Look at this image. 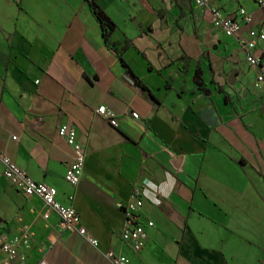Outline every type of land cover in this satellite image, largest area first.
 <instances>
[{"label": "crops", "instance_id": "crops-1", "mask_svg": "<svg viewBox=\"0 0 264 264\" xmlns=\"http://www.w3.org/2000/svg\"><path fill=\"white\" fill-rule=\"evenodd\" d=\"M96 1L115 23L110 43L89 0H0V150L55 186L99 241L63 228L0 159V264H110V250L129 264H264V43L259 66L239 44L264 24L259 0H208L253 14L239 36L192 0ZM64 123L86 149L77 187L65 180ZM135 195L141 221L155 222L140 252L121 238L119 203Z\"/></svg>", "mask_w": 264, "mask_h": 264}, {"label": "built area", "instance_id": "built-area-1", "mask_svg": "<svg viewBox=\"0 0 264 264\" xmlns=\"http://www.w3.org/2000/svg\"><path fill=\"white\" fill-rule=\"evenodd\" d=\"M201 10L207 8L212 13V23L216 28L221 29L227 36H239L242 32L243 25L251 24L254 20L253 14L245 7H240L236 12V17H229L219 9L209 8L208 0H192ZM259 5L264 8V0H259ZM259 43H264V24L259 27H250L248 37H239V44L247 52V59L252 66H259L261 57L254 55L253 50ZM258 83H264V75L260 74ZM96 112L109 119L113 125H117V119L109 109L105 106H99ZM59 135L66 140L72 148L73 156L67 166L65 180L72 186L77 187L81 181L83 169L86 160V149L78 141L77 130L69 124H61L58 128ZM13 139H17L13 136ZM0 159L4 165V175L16 188L21 190L28 196L40 197L49 207L56 211L60 217L61 226L65 229L78 232L86 238L94 247H97L99 241L97 238L89 234L86 227L81 225V219L71 204H63L57 199L58 189L55 186L45 182L33 179L29 173L20 168L10 157L0 150ZM73 198V196L71 197ZM144 205L143 199L134 196L128 202H120L119 207L125 212L127 222L121 231L122 241L132 247L135 252H140L145 246L148 234L147 228L155 226V222L151 219L146 223L141 221L140 210ZM11 255L17 254V246L14 244L11 248ZM105 257L110 264H129L128 256L107 251Z\"/></svg>", "mask_w": 264, "mask_h": 264}, {"label": "trees", "instance_id": "trees-1", "mask_svg": "<svg viewBox=\"0 0 264 264\" xmlns=\"http://www.w3.org/2000/svg\"><path fill=\"white\" fill-rule=\"evenodd\" d=\"M91 4V8L93 10V13L97 17V19L101 22L103 30H104V36L108 43H110V35L111 32L115 28V23L113 20L109 17V15L100 7L98 2L96 0H89ZM119 54V57L123 63V65L128 69V72L132 75V77L135 79L136 83L144 88H147L145 84L141 81V79L135 74L133 69L129 66V64L124 60L122 54L117 51ZM195 82L199 85H203L202 81V71L200 69H197L194 76Z\"/></svg>", "mask_w": 264, "mask_h": 264}, {"label": "water", "instance_id": "water-1", "mask_svg": "<svg viewBox=\"0 0 264 264\" xmlns=\"http://www.w3.org/2000/svg\"><path fill=\"white\" fill-rule=\"evenodd\" d=\"M235 76H236V73L233 72L232 75H231V77H232V81H230V84H231V85H233V84L235 83V82H234V80H235Z\"/></svg>", "mask_w": 264, "mask_h": 264}, {"label": "rangeland", "instance_id": "rangeland-1", "mask_svg": "<svg viewBox=\"0 0 264 264\" xmlns=\"http://www.w3.org/2000/svg\"><path fill=\"white\" fill-rule=\"evenodd\" d=\"M100 115V114H99ZM102 116V115H101ZM104 117V116H103ZM113 125V124H112ZM115 126V125H114ZM78 138V137H77ZM79 141V140H78Z\"/></svg>", "mask_w": 264, "mask_h": 264}]
</instances>
